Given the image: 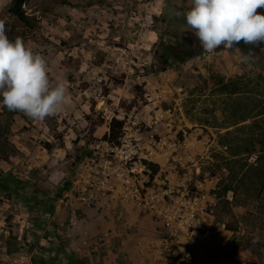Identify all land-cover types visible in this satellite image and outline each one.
I'll return each mask as SVG.
<instances>
[{"label":"rangeland","instance_id":"1","mask_svg":"<svg viewBox=\"0 0 264 264\" xmlns=\"http://www.w3.org/2000/svg\"><path fill=\"white\" fill-rule=\"evenodd\" d=\"M11 1L71 103L0 108V264H264V45L203 51L190 0Z\"/></svg>","mask_w":264,"mask_h":264},{"label":"clouds","instance_id":"2","mask_svg":"<svg viewBox=\"0 0 264 264\" xmlns=\"http://www.w3.org/2000/svg\"><path fill=\"white\" fill-rule=\"evenodd\" d=\"M182 15L209 54L241 43L264 45V0H190ZM253 58L251 52L241 54L239 62L247 65ZM70 103L67 82H51L46 56L22 37L11 39L0 18V108L43 121Z\"/></svg>","mask_w":264,"mask_h":264},{"label":"trees","instance_id":"3","mask_svg":"<svg viewBox=\"0 0 264 264\" xmlns=\"http://www.w3.org/2000/svg\"><path fill=\"white\" fill-rule=\"evenodd\" d=\"M26 0H12L10 3V12L13 13L20 21H22L25 25L33 28V23L31 16H29L26 13V10L24 9V4H25ZM10 112V116L14 117L16 114H19V112ZM117 128H122L123 127V123L118 120V119H114L112 124H111V135L112 133H115V130ZM3 133L0 132V155L5 151L4 150V145L2 144V140L1 138L3 137ZM264 157V156H263ZM228 190V188H227Z\"/></svg>","mask_w":264,"mask_h":264},{"label":"built area","instance_id":"4","mask_svg":"<svg viewBox=\"0 0 264 264\" xmlns=\"http://www.w3.org/2000/svg\"><path fill=\"white\" fill-rule=\"evenodd\" d=\"M98 188L99 189H105L101 185H99ZM97 190H98L97 188L89 189V188L85 187L83 189V191L81 192V199H83L84 202L89 204V205L92 204L94 202V200L96 199L95 197L97 196V194H96Z\"/></svg>","mask_w":264,"mask_h":264}]
</instances>
